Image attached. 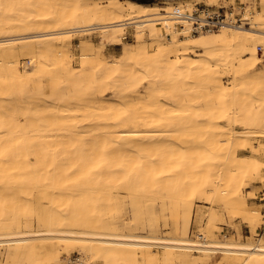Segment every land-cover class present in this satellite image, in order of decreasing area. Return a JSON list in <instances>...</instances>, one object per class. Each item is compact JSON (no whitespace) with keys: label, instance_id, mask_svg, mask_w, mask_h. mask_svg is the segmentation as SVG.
<instances>
[{"label":"bare ground","instance_id":"obj_1","mask_svg":"<svg viewBox=\"0 0 264 264\" xmlns=\"http://www.w3.org/2000/svg\"><path fill=\"white\" fill-rule=\"evenodd\" d=\"M261 2L195 33L182 0H0V264H264L246 192L264 177ZM216 204L254 233L212 239Z\"/></svg>","mask_w":264,"mask_h":264},{"label":"rangeland","instance_id":"obj_2","mask_svg":"<svg viewBox=\"0 0 264 264\" xmlns=\"http://www.w3.org/2000/svg\"><path fill=\"white\" fill-rule=\"evenodd\" d=\"M144 1H149V2H159V3H164L165 0H144ZM175 1V0H173ZM262 0H256L255 4L251 5V0H218L216 3H211L210 0H182V3H186L188 4V2H191L190 5H194V3L199 2V3H207V4H215V5H227L229 7L230 10H235V13H240V15H243V11L247 9L250 5L252 7V10L255 11L259 8L262 7ZM195 6V5H194ZM240 6H242L240 8ZM236 7V8H235ZM240 11V12H237ZM129 38H127L128 40H133L136 36V30L134 29V26L130 27L129 30ZM258 48L260 49V55L262 56L261 62L264 63V42L261 40L258 43ZM122 48V45H119L117 50L120 52ZM115 48H113L112 50H114ZM263 159H261L262 163H263V173H264V157L262 156ZM246 192L249 193H255L256 196L254 197H250V203L254 208H260L262 213H263V217L262 220L260 221V223L257 226V237H264V177H256L252 183L250 184V186L247 188ZM128 194V192L123 193L124 196H126ZM127 199V198H126ZM117 200V199H115ZM151 201V200H150ZM159 200L156 201V203H158ZM196 203V211H198L200 213V211H205V218L202 221V228L203 229H198V224H199V220H200V215L199 213H196L193 215L192 218V222L190 223L189 226V232L193 237L197 236V233L200 231H205L207 233H209L207 231L208 229V212L210 211V207L209 203L205 202L204 200H199L196 199L195 200ZM127 213L125 214L126 219L127 220H132L133 219V211H131V207L133 206L132 203L127 200ZM215 208H217L219 210V215L217 217V219L209 226L211 227L213 230H211V238L212 239H222V240H227L229 237H235L237 239H241V240H245L247 239V236L254 233V229L252 226H249L247 222H244L243 219L241 217H239L238 215H234L232 213H229L226 210H223L222 207L219 204H216L214 206ZM175 210H171L170 212H174ZM152 211L146 209L145 210V219L147 221V219L152 218L154 220V222H157V219H155L154 216H152ZM159 224H160V229H159V233L160 235H163L164 237H172V236H180L175 232V228L178 225H182V219H177L175 221H173L171 223V228H167V229H163V224H164V220L161 218L159 220ZM145 225V226H144ZM143 231H147L150 230V228L146 227V222L144 221L143 223ZM238 228L240 229L241 232V236L240 234H238ZM120 230H128L129 226L127 227L125 224L122 225L120 228ZM140 231V230H138ZM227 234V235H226ZM71 253L73 254L74 257H77L79 255V248H71L70 249ZM158 255V262L159 264H165L168 256H170L168 253L164 252L163 248H160L157 252ZM64 255L63 257V261L61 260L60 264H74L71 261H69V259H67L68 252L66 250L63 251L62 253ZM196 254H200V253H193L191 255V253L186 254V252L184 250H178L174 256L176 258V264H219V260L221 259V257L224 255V252L220 251L218 253H216L215 257H212L210 259V261H201V262H195L193 261V259L196 258ZM62 255V256H63ZM184 256H187L189 261L184 262L182 259ZM68 262V263H66ZM97 263H99V261H97Z\"/></svg>","mask_w":264,"mask_h":264},{"label":"built area","instance_id":"obj_3","mask_svg":"<svg viewBox=\"0 0 264 264\" xmlns=\"http://www.w3.org/2000/svg\"><path fill=\"white\" fill-rule=\"evenodd\" d=\"M175 14L182 15L190 20H195V26L193 31L195 33L201 30H218L225 24L233 21L236 18L237 21H243L241 18L243 15L235 13L234 10H230L227 5H215L207 3L196 2L193 10L187 9L183 11L180 6L175 7ZM183 26L179 25V29L182 30Z\"/></svg>","mask_w":264,"mask_h":264}]
</instances>
